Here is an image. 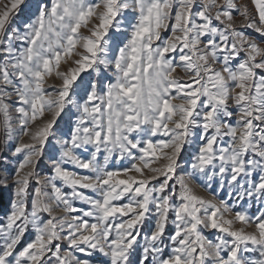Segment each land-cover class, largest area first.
<instances>
[{"label":"snow or ice","instance_id":"obj_1","mask_svg":"<svg viewBox=\"0 0 264 264\" xmlns=\"http://www.w3.org/2000/svg\"><path fill=\"white\" fill-rule=\"evenodd\" d=\"M0 189V264H264V0H7Z\"/></svg>","mask_w":264,"mask_h":264},{"label":"rangeland","instance_id":"obj_2","mask_svg":"<svg viewBox=\"0 0 264 264\" xmlns=\"http://www.w3.org/2000/svg\"><path fill=\"white\" fill-rule=\"evenodd\" d=\"M31 2V0H25V3H29ZM7 3V0H0V8H3V6ZM21 9L22 11L20 12V14L13 20V24H20L22 20H24L28 14V9L25 8L24 5H21ZM251 30H249L250 32ZM87 34V33H85ZM164 35H167V33H164ZM65 66L62 65V70ZM83 75H87V73L83 74ZM59 83L58 80H49V83ZM63 127V125H62ZM195 150V145H191V147H187L186 148V151L184 153H182L181 155V160L182 162L183 161H186L188 160L193 151ZM11 167V166H9ZM40 170L44 173H47L49 171V167L46 163L42 162L41 163V166H40ZM76 171H83V170H80V169H76ZM181 172H182V169H181ZM213 188H215V185H213ZM197 194L201 195V196H204L205 198L207 199H212V195L209 193V192H205L202 188H196L195 189ZM82 191H85L87 192V194L89 195H92L91 192H88V190H82ZM0 195H2V201H0V222H2L3 220V216H4V213L9 211V206H8V200H9V196H10V191L9 189H0ZM217 195L221 198H225L227 199L226 197V194L225 192H219L217 193ZM78 206H81V207H84V205L80 204L79 201L76 202ZM257 210V206H253L252 208L249 209L250 212H256ZM42 215H46V214H42ZM58 215H62V213H58ZM171 230V225H169V231ZM252 229H249V231H251ZM205 235L209 238V239H215V235H216V231L215 230H206L205 231ZM30 238V237H29ZM141 243H143V241H141Z\"/></svg>","mask_w":264,"mask_h":264}]
</instances>
